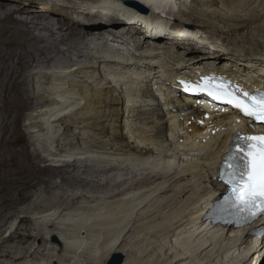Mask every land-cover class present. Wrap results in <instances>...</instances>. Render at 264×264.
Masks as SVG:
<instances>
[{
    "label": "bare ground",
    "instance_id": "obj_1",
    "mask_svg": "<svg viewBox=\"0 0 264 264\" xmlns=\"http://www.w3.org/2000/svg\"><path fill=\"white\" fill-rule=\"evenodd\" d=\"M30 1L0 3V15H5L0 17V264H5V259L12 264L22 262L43 250L48 251L50 259L63 254L62 261L67 264H105L114 254L126 255L123 264H261L264 235L258 237L262 240L255 239L254 247L249 232L255 227L235 230L216 226L207 212H202L225 192L216 177L229 140L239 131L252 133V125L229 115L227 108L203 101L201 94L186 93L180 81L197 82L207 75L220 74L248 90L264 84V0H193L192 7L184 6L178 14L173 10L178 0H128L127 4L125 0H40L36 6L28 5ZM132 2L143 4L150 12L129 6ZM106 13L115 20L98 22V14ZM170 16L178 17L180 23L171 21L174 24L170 25ZM138 20L153 29L137 23ZM208 32L213 34L211 39L218 36L216 40L224 45L236 40L252 52L243 59L231 57L222 61L204 46L206 41L201 35ZM127 37L132 40L127 41ZM94 40L107 46L108 41L121 45L131 42L136 52L150 48L143 53L151 60L149 64L125 58V69L136 66L137 70L124 78L132 84L127 96L117 87H110L111 82L107 86L78 89L56 84L45 91L47 96L30 93L29 86L45 67L59 65L71 70L82 64L78 62L83 59L116 63L110 59L112 56L97 58L84 51ZM73 53L76 60L71 57ZM159 53L164 60L158 64L155 60ZM121 54L117 56L123 61L125 56ZM234 67L248 75L240 74ZM256 67L261 70L254 76ZM95 68L92 65L84 69ZM43 77L47 80L55 77L60 83L64 78L59 73H45ZM39 107L47 108L31 125L38 130L36 133L48 135L47 139L58 137L63 118L69 116L77 125H84V129L108 137L109 142L95 140L88 149L74 154L72 161L60 160L58 165L41 168L35 160L42 158L39 154L34 157L27 150L12 153L5 147L8 139L19 132L24 110ZM205 108L217 111L207 112ZM62 129L65 133L72 130L69 125ZM42 134L40 137H45ZM205 138L207 143H203ZM181 139L190 143L186 151L196 150L199 154L196 152V159L185 167L172 169V160H181L172 150ZM45 143L39 141L41 148L51 153ZM59 151L64 153V149ZM157 151L168 164L160 172L150 171ZM93 154H98L101 162L108 157L109 161L117 159L141 171L149 168L150 172L113 185L93 180L92 171L106 175L121 170L114 163L92 170L87 162ZM149 184L154 187L151 185L153 188L123 202L84 206L64 214L71 209L70 204L81 199H115ZM31 189L41 194L32 199L28 196ZM55 190L71 192L70 201L65 200V194L60 196L59 202L64 203L59 215L55 203L58 201L41 199L44 194L54 197ZM76 190L82 194H74ZM21 203L26 205L22 209ZM18 212H38L39 230L31 233L26 229L24 234L16 231L2 237L1 232ZM25 221L32 222L28 218ZM259 221L264 225V217ZM50 238L57 242L59 239L57 247H45L51 244ZM38 239L43 245H36ZM10 242L16 245L8 247Z\"/></svg>",
    "mask_w": 264,
    "mask_h": 264
},
{
    "label": "rangeland",
    "instance_id": "obj_2",
    "mask_svg": "<svg viewBox=\"0 0 264 264\" xmlns=\"http://www.w3.org/2000/svg\"><path fill=\"white\" fill-rule=\"evenodd\" d=\"M21 1L24 2L25 0H21ZM205 1H209V0H205ZM39 2H40V0H32L30 2H27V4L31 5V6H36L37 4H39ZM177 2H178V4H176L177 6L175 5L177 8L174 7V9H173L175 14L180 13V10H182V7H184V6L192 7L194 5L193 0H178ZM0 3H4L6 5H11V4H13V0H0ZM18 5L23 6L22 4H18ZM56 7L61 8L60 6H56ZM65 10H66V8H64V10H63L64 16L66 13ZM0 17L5 18V15L1 14ZM177 19H178V17L170 16L169 17L170 21L169 20L168 21L169 22L173 21L174 23H176V22L180 23L179 20H177ZM112 20H115V18H113V16H111V15H107V13L102 14V15L98 14V20H97L98 22L112 21ZM173 22H171L172 24H170V25H173L174 24ZM137 23L140 24L139 21H137ZM54 24H56V22H54ZM263 24L264 23H262V25ZM105 27H106V29H110L109 26H105ZM211 35L213 36L212 32H208V34L203 33L201 35L202 39L204 41H206V44L204 46L208 47L207 51L208 52L210 51L211 54L215 55L217 53L216 55H218V58L222 61H226L227 58H231V57L236 59V60L243 59L246 54H248L249 52H252V51H249V48H246L244 44H240L239 41L231 40L230 42H227L224 45V44L220 43L219 40H216L218 38V36L216 38L214 37L215 39H211V37H210ZM130 38L131 37H127L126 40L131 41L132 39L130 40ZM224 40H226V38H224L223 41ZM93 42L94 43L89 47V49H86V50L84 49L85 52L87 51L88 54L90 53V54L96 56L97 58H99L101 56H104V57L112 56V58H110V59H113L112 61L116 62V63H108V62L101 63L95 59H92V60L83 59L82 61L80 60L81 62H78V63H82V64H79L78 66L76 65L75 67H73L74 69H71V70L70 69H68V70L64 69L62 66H59V65L56 67L55 66L54 67L53 66L45 67V68H43V70H41V74L39 76H38V74L35 76V82L29 86V90L31 91L30 93L32 95L39 96V97L43 96L45 93L46 94L45 96H47V93L45 91H47L50 88H53L54 86H56V84H62V86H65L67 88L78 89V88H80V86H84L86 88L88 86H92L94 88L102 87L103 85L107 86L108 82H111V84H109L110 87L111 86L117 87L118 90H120L119 91L120 93L122 92V93H124L125 96H127L128 89H130L132 87L131 86L132 84L129 83L130 86H128L129 84L125 82L124 78L129 77L130 73L137 72V70L134 69L136 66H134L132 69H125L126 68V65H125L126 59L125 58L126 57H129V58L132 57L134 59V62L137 59H138V61L140 60L141 62L142 61L143 62L144 61L150 62L151 60L146 59L147 55L143 54V53L146 54V52L148 53L150 48H144V50L142 52H140V51L136 52L135 46H133V44H131V42H130V45H121L122 44L121 42L118 44L115 42L108 41V46H107V43H105L101 40H94ZM217 44H219V45L217 46ZM255 44L258 45V43H255ZM257 45L255 47H253L254 50L257 49V47H258ZM119 46L122 47L124 50L122 48H120ZM123 46H125V47H123ZM119 49H120V51H119ZM114 52L116 55L114 54ZM121 52H122V54H121ZM196 53H198L197 55H200L201 52H196ZM117 54H121L123 57L125 56L124 58H122L123 61H121V59L120 60L118 59ZM159 54H161V53H159ZM113 56H114V58H113ZM161 56H162V54L160 55V57L158 59L155 60V63L159 64L160 62H163L164 57H161ZM71 57L73 58V60L77 59V57L74 55V53L71 55ZM74 57H76V58H74ZM117 62H120L121 64H118ZM149 62H148V64H149ZM75 64L76 63L71 64V65H75ZM92 65H94L96 68L90 69V70L84 69L86 66H92ZM79 67H82L83 71H82V68L78 70ZM260 67H256L255 69H253V72H255V74H256L254 76H257V74L260 73V70H261ZM161 70H160L161 73H164V71H163L164 69H161ZM234 70L238 72L240 69L239 68L237 69L236 67H234ZM35 71L37 73L39 71V69H37ZM186 71L188 72L189 70H186ZM240 71H239L240 74L248 75V72L245 74L244 71H242V70H240ZM45 73H50V74H53V73L58 74L59 73V76H62L60 78H63V77L64 78L62 79L61 83L55 77L47 80V79H44V77H43ZM52 106H55V105H51L50 107H52ZM46 108L47 107H44V108L39 107L36 109L28 108V109L24 110V112L22 113V122H21L20 130H19V132H17V134L15 136L8 139V144L5 146L6 149H9L12 153L14 151L15 152H18V151L21 152V151L27 150L32 155H34V157L36 154H39L42 158L41 159L35 158V160H38L37 162H39V166L41 168H44L45 166H47L49 164L58 165L60 163L59 162L60 160H62V161L66 160L68 162L72 161V158H75V157H73L74 154L78 153L79 150L83 152L84 148L88 149L89 146L95 140H97L98 142H101V141H103L105 143L109 142L108 137H103V135H96L92 131L84 129V125H82V124L77 125L76 123H74L72 121V119L69 118V116L68 117L66 116L63 118L64 120L60 124L61 126H59L61 128V130L59 131L58 137L56 139H53V140L47 139V138H49V136L48 135L45 136L42 133H41L42 136H45V137H40L41 134H39L38 132L36 133V131H38V130H36V128H34L35 126L31 125V123H32V120H35L34 118L38 117L39 113L42 111H45ZM31 117H32V119H30ZM190 123H191V121H190ZM67 125H69L72 128V130L69 132H66L67 133L66 134L64 132V129H62V128H63V126H67ZM77 136L80 137L79 140H77ZM40 140H43L44 142L47 143V145H49L50 150L52 151L51 153L47 152L44 148H41L42 146L39 144ZM1 141L4 142V139ZM71 142L77 143L76 147L75 146L74 147L69 146V144ZM179 142H180V144H179ZM179 142L175 143V145L173 146L174 149L172 148V150H174L173 153L176 151L175 154H177V156H179L181 158V160L173 159L172 163H171L172 169H175L178 167L179 168L185 167L187 164H190L192 159L194 161L196 159L195 156L199 154V152L196 150L194 152H192V151L190 152V149L188 151H186L185 149H188V144L190 145V143H188V144L183 143V142H185L184 139H181ZM176 144H178V145H176ZM183 144L187 145V146H184V148H183ZM180 145H182V147H179ZM60 149H64L63 154H60V151H59ZM182 149H184V150H182ZM184 151H186L187 153L185 152L183 154ZM53 152H54V155H52ZM156 153L159 154L161 152L157 151ZM193 153H195V154L191 156V154H193ZM158 154H156V156H155L156 159H154V160H156V161L158 160L157 162H159V163H157L156 161L154 163H152V165H151L152 167H151L150 171L154 169V171L160 172L162 170L161 168H163V166L168 165L165 160L163 161L162 156L160 154L159 155ZM188 154H189V156H188ZM89 156H91L90 157L91 159L88 162L86 161L85 157H83V161L87 162L88 165L92 168V170H96L97 168H100V167L108 168L113 163H114L113 164L114 166L116 164L115 167H118V166L120 167L121 170H117L115 172H111V173H108L106 175L95 173L96 171H92L93 173H92V176L90 177V179L92 178L93 180L102 181V182L104 181V183L110 182L113 185L114 183H116L118 181H121V180H124L127 178L132 179L133 177H136V176L141 177L142 173L150 172L149 168H148V171H146V170L141 171L139 168L136 169V167L128 166L127 164H124L121 161H118L117 159L109 161L110 158H108V157L105 158V161H102V162L98 161L100 158L98 156V154H93V155H89ZM157 157H159L161 161ZM187 160L189 163L188 162L186 163ZM154 166H156V167H154ZM124 169H126V170H124ZM149 185L150 186H148V187H142L140 189L138 188V189L126 192L124 195L119 196L115 199H106L103 197H101L98 200H92V201H90L88 199H81L79 202H77L75 204H70L69 208H71V209L69 210V212L65 211L64 214L67 215V213H72L73 211L78 210V209L80 210L81 207H84V206L98 207L101 205H110V204H114L117 202H123L124 200H127L128 198L140 193V191L142 192L144 190H147L148 188L151 189L154 187V185H152V184H149ZM54 192H55L54 197H50L48 195L46 196V194L43 193L44 195L41 196V199L45 202H47L49 200L58 201L55 203H56V205H58L57 206V209H58L57 212L58 211L59 212L57 214L59 215L62 212L61 206L64 203L62 201L59 202L60 196L65 194V200L67 199V201H68L71 198L70 197L71 192L69 190H64V191L55 190ZM39 194H41V192L38 190H35V189H31L28 191V196L32 199H33V196H37ZM74 194L79 195L82 193L80 191L76 190L74 192ZM22 203H24V202H22ZM22 203L20 204V207H19L20 209L24 208L27 204L31 203V201L26 203V205H23ZM38 215H39L38 212H34V213H30V214L18 212L17 215L8 222V224L5 226V229H3V231L1 232L2 237L6 238L16 231H18V233L24 234L26 232V229H29L31 233H36L37 229L39 230V227L37 226V223L39 222V219H38L39 216ZM58 215L56 217H58ZM27 218L32 221L30 224L25 221ZM58 222L60 223V220H58ZM31 226H33V227H31ZM59 226H61V224H59ZM45 231L46 230H44V232ZM58 232L60 233V231H58ZM58 238H60V237H58ZM50 239H51L50 240L51 244L50 245L47 244V245H45V247H47V246L51 247L52 245L57 247V243L59 242V239H58V242H57V239L56 240L55 239L53 240V238H50ZM12 245L14 246L16 244L15 243L13 244L10 242L8 244V247H12ZM36 245L37 246L43 245V243L40 241V239H38L36 241ZM21 247H23V246H21ZM169 248L171 250L173 249L171 244L169 245ZM184 248L185 247L182 246L183 251H184ZM43 251L41 254L35 255L33 258H31L30 256H27L26 260H24L22 262L13 263V264H54L53 260L57 261L56 264H67L65 261L64 262L62 261L63 254L58 255V257H55V259H50L49 258L50 254L48 253V251H44V252ZM59 256L61 257V259H59ZM124 256L126 258V255H124ZM255 259L257 260V257ZM108 260H109V258L106 260L105 264H107ZM125 260H124V262H125ZM10 261H11L10 259L4 260V262H6L5 264H12V261L11 262ZM74 264H77V262H75ZM248 264H251V263H248ZM261 264H264V260L261 262Z\"/></svg>",
    "mask_w": 264,
    "mask_h": 264
},
{
    "label": "snow or ice",
    "instance_id": "obj_3",
    "mask_svg": "<svg viewBox=\"0 0 264 264\" xmlns=\"http://www.w3.org/2000/svg\"><path fill=\"white\" fill-rule=\"evenodd\" d=\"M180 85L186 93L205 94L213 101L230 105L250 123L264 127V90L249 93L216 77L180 81ZM231 149L223 164L224 181L230 187L234 203L248 214V219H255L264 214V134L237 132Z\"/></svg>",
    "mask_w": 264,
    "mask_h": 264
},
{
    "label": "water",
    "instance_id": "obj_4",
    "mask_svg": "<svg viewBox=\"0 0 264 264\" xmlns=\"http://www.w3.org/2000/svg\"><path fill=\"white\" fill-rule=\"evenodd\" d=\"M132 4H135L136 6H139V7L143 8V10L145 12H147V13L150 12V9L148 7L144 6L143 4H141L139 2H132ZM123 262H124V255H122V254H114L108 260L107 264H123Z\"/></svg>",
    "mask_w": 264,
    "mask_h": 264
},
{
    "label": "clouds",
    "instance_id": "obj_5",
    "mask_svg": "<svg viewBox=\"0 0 264 264\" xmlns=\"http://www.w3.org/2000/svg\"><path fill=\"white\" fill-rule=\"evenodd\" d=\"M251 237H252V236H251ZM252 242H253V245H254V247H255V244H254L255 239H254V237H252Z\"/></svg>",
    "mask_w": 264,
    "mask_h": 264
}]
</instances>
